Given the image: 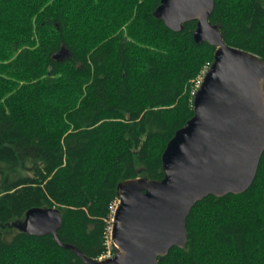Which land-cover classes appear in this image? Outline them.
Returning <instances> with one entry per match:
<instances>
[{"label":"trees","instance_id":"1","mask_svg":"<svg viewBox=\"0 0 264 264\" xmlns=\"http://www.w3.org/2000/svg\"><path fill=\"white\" fill-rule=\"evenodd\" d=\"M213 1L224 43L264 61V0ZM159 4L0 0V264H90L21 231L31 208L58 209L60 243L88 262L114 255L118 184L163 178L216 48L194 42L196 21L169 30ZM62 48L70 57L55 60ZM186 235L157 264H264V152L245 192L195 204Z\"/></svg>","mask_w":264,"mask_h":264},{"label":"water","instance_id":"2","mask_svg":"<svg viewBox=\"0 0 264 264\" xmlns=\"http://www.w3.org/2000/svg\"><path fill=\"white\" fill-rule=\"evenodd\" d=\"M213 0H160L156 19L180 32L196 21L193 40L214 46L213 62L193 98V116L168 141L161 157L163 178L119 183L118 203L110 238L115 254L93 264H157L172 247L186 242V219L207 196L245 192L254 182L264 152V61L227 46L209 22ZM62 48L55 60L69 58ZM61 213L55 208H31L18 228L30 235L57 233Z\"/></svg>","mask_w":264,"mask_h":264},{"label":"built area","instance_id":"3","mask_svg":"<svg viewBox=\"0 0 264 264\" xmlns=\"http://www.w3.org/2000/svg\"><path fill=\"white\" fill-rule=\"evenodd\" d=\"M205 72H206V71H204L203 76H204ZM203 76L200 78V80H199L198 82H196V85H195L196 90L199 88ZM198 84H199V85H198ZM117 203H118V200H117V202L114 204V206L112 207V212H111V225H112V216H113V212H114V209H115L116 206H117ZM110 231H111V228H110ZM110 231H109V239H111V238H110ZM110 254H111L110 251H108L105 255L101 256L98 260H104V259H106V258H110V257H112L113 255L110 256Z\"/></svg>","mask_w":264,"mask_h":264},{"label":"rangeland","instance_id":"4","mask_svg":"<svg viewBox=\"0 0 264 264\" xmlns=\"http://www.w3.org/2000/svg\"><path fill=\"white\" fill-rule=\"evenodd\" d=\"M203 76V74L197 79V82L200 80V78ZM199 85V84H198ZM111 244L113 245V242L111 241V239L109 240V242H108V245H109V249L111 248ZM108 251H110V250H108ZM107 251V252H108ZM106 252V253H107ZM111 253V252H110ZM105 255V254H104ZM110 256H111V254H110Z\"/></svg>","mask_w":264,"mask_h":264},{"label":"bare ground","instance_id":"5","mask_svg":"<svg viewBox=\"0 0 264 264\" xmlns=\"http://www.w3.org/2000/svg\"><path fill=\"white\" fill-rule=\"evenodd\" d=\"M211 64H212V63H211ZM209 67H210V66H209ZM207 70H208V69H207ZM207 70H206V71H207ZM200 84H201V83H200ZM197 90H198V89H197ZM197 90H196V91H197ZM195 93H196V92H195Z\"/></svg>","mask_w":264,"mask_h":264}]
</instances>
